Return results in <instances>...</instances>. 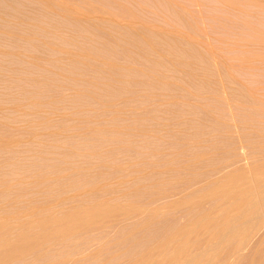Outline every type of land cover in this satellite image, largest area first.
Returning <instances> with one entry per match:
<instances>
[{
	"label": "rangeland",
	"instance_id": "1",
	"mask_svg": "<svg viewBox=\"0 0 264 264\" xmlns=\"http://www.w3.org/2000/svg\"><path fill=\"white\" fill-rule=\"evenodd\" d=\"M71 1L101 7L100 16L108 13L91 25L54 17L35 1L0 0V123L22 127L27 115L36 123L44 110L51 112L52 119L46 113L51 122L59 113L61 119L62 113L70 115V122L62 121L69 122L65 128L52 122L45 129L62 132L55 136L57 145L46 136L38 147L20 145L26 153L18 149L1 160L0 179L27 183L35 172L25 173L31 166L26 162H33L31 168L62 165L70 161L63 150L76 147L81 153L76 161L86 165L82 172L90 178L86 183L129 177L118 188L125 193L123 202L154 206L167 201L165 190L170 198L179 197L235 157L258 154L264 142L259 137L264 136V0ZM31 93L34 106L28 102ZM13 111L25 118H14ZM200 153L205 159L193 158ZM25 154L29 158L17 164ZM179 166L180 171H169ZM3 200L0 206L6 207ZM197 212L162 214L139 235L127 227L121 258L127 246L160 236Z\"/></svg>",
	"mask_w": 264,
	"mask_h": 264
},
{
	"label": "bare ground",
	"instance_id": "2",
	"mask_svg": "<svg viewBox=\"0 0 264 264\" xmlns=\"http://www.w3.org/2000/svg\"><path fill=\"white\" fill-rule=\"evenodd\" d=\"M9 1L17 3L22 0ZM30 1L37 2L54 17L86 24H91L95 18L102 19L101 17L108 13L106 11V14L104 12V15L100 16L99 6L88 4L87 0L82 1L86 3L82 6L71 0H45V3L42 0ZM100 19L98 20L103 22L104 19ZM95 20L94 22L98 21ZM131 28L135 29V26ZM70 56L69 59L72 60ZM108 66L109 69L113 67L111 64ZM88 70L86 72H90V68ZM32 79L30 78V81H36ZM40 80L39 86L42 88L44 80ZM40 82L37 81V84ZM30 91L32 92V89ZM73 93L76 95L78 92ZM28 96V102L33 106L38 103L35 93ZM14 105L17 106L13 109L20 110V105ZM42 110L40 108L43 113ZM44 111L49 116L44 113L45 115L40 116L45 118L39 119L40 116L37 115L40 122L37 120L36 123V120L34 123L29 121L27 114L25 118L24 113L19 112V116V113L13 111L17 115L14 118L24 117L29 121L23 122L25 125L22 127L23 124L18 127L16 125L19 124L13 122L6 124L5 120L0 123V161L7 155L18 153V147L24 143L38 147L37 144L43 142L44 136L49 138V143L53 141L55 144L60 130H57V134L45 132V129L53 127V123L65 128L70 122V115H64V119L62 113V120L59 118V112V117L53 112L57 119L55 122L53 119L52 123L48 121L51 112L49 114L47 110ZM5 117L9 119L10 116L7 114ZM66 117L69 122L63 126L62 121L65 123ZM58 119H61L60 123ZM99 130L102 129L98 128L97 134H100ZM62 131L67 133V127L66 131ZM104 135L103 133L102 136ZM88 137L91 136L88 135L86 140ZM259 137L260 141H263L264 136ZM88 141L90 142L89 139ZM241 141L244 144V141ZM56 142L59 144V141ZM72 148L78 151L76 147ZM36 150L40 151L38 148ZM74 151L71 148L65 152L63 150L65 160L70 161H62V165L41 166L39 163L38 167L34 165V168H31L33 165L30 160L26 162L31 165L30 168H27L28 165L24 168L26 164L23 160L24 166L18 167L24 168L28 175L32 170L35 172L34 177L27 183L26 180L11 182L9 179H0V197L6 198L2 202L6 207L0 206V264H261L262 258L264 260V256L261 258L264 252V142H259L258 154L252 157L248 155L249 158L243 157L244 154L241 158L235 157L226 166H222L216 176L199 182L179 197L170 198L171 192L165 190L163 196L169 195L167 201L154 206L123 202L125 193L118 188L125 184L129 177L117 178L111 183L96 184V180L92 179L93 183L88 180L86 183L87 176L82 172L86 165L80 166V162L76 161L81 156L80 150L77 153ZM28 153L29 156L34 152ZM89 153L95 155V149ZM205 154H195L197 156L193 158L202 161L206 157ZM27 155L21 158L19 156L17 159L20 160L16 163L19 161L21 164ZM70 162L75 164L71 165ZM181 169L182 166H179L177 169L170 168L169 171L177 172ZM72 175L76 177L72 178ZM81 179L84 182L78 183ZM87 179H90L89 175ZM51 191L53 192L50 193ZM181 192L182 190H178L176 194ZM188 209L198 212L186 222L166 228L160 236L137 240L127 246L129 250L121 258V252L124 251L120 245L125 240L127 227L131 232L138 233L137 235L143 234L160 215ZM129 220H135L137 223H123Z\"/></svg>",
	"mask_w": 264,
	"mask_h": 264
}]
</instances>
